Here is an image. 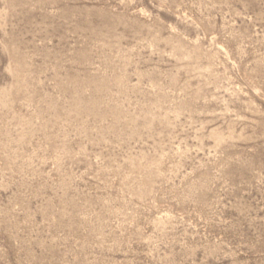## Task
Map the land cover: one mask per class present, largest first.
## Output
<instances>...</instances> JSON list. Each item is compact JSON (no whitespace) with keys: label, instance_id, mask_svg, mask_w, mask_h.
Segmentation results:
<instances>
[{"label":"rangeland","instance_id":"obj_1","mask_svg":"<svg viewBox=\"0 0 264 264\" xmlns=\"http://www.w3.org/2000/svg\"><path fill=\"white\" fill-rule=\"evenodd\" d=\"M0 264H264V0H0Z\"/></svg>","mask_w":264,"mask_h":264}]
</instances>
